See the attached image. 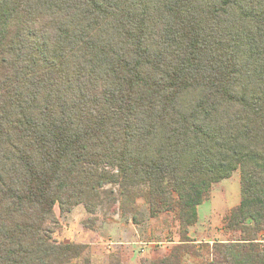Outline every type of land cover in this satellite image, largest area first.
<instances>
[{
	"label": "trees",
	"instance_id": "1",
	"mask_svg": "<svg viewBox=\"0 0 264 264\" xmlns=\"http://www.w3.org/2000/svg\"><path fill=\"white\" fill-rule=\"evenodd\" d=\"M239 171L228 239L197 208ZM169 213L148 264H264V0H0V264H91L53 211Z\"/></svg>",
	"mask_w": 264,
	"mask_h": 264
},
{
	"label": "rangeland",
	"instance_id": "2",
	"mask_svg": "<svg viewBox=\"0 0 264 264\" xmlns=\"http://www.w3.org/2000/svg\"><path fill=\"white\" fill-rule=\"evenodd\" d=\"M239 200V171L212 185L210 199L198 206V221L189 233L195 247L201 249L203 243L228 239L223 232V222ZM53 211L59 223L53 239L87 245L86 254L91 264H148L157 255L165 254L178 240V224L173 215L162 213L151 217L141 196L136 198L133 210L120 209L118 203H105L92 215L82 206L64 214L57 206ZM183 264L200 263L186 258Z\"/></svg>",
	"mask_w": 264,
	"mask_h": 264
},
{
	"label": "crops",
	"instance_id": "3",
	"mask_svg": "<svg viewBox=\"0 0 264 264\" xmlns=\"http://www.w3.org/2000/svg\"><path fill=\"white\" fill-rule=\"evenodd\" d=\"M238 205V204H237ZM235 207V206H234ZM231 209V208H230ZM229 210V209H228Z\"/></svg>",
	"mask_w": 264,
	"mask_h": 264
}]
</instances>
